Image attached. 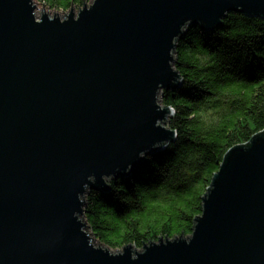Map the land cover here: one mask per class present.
<instances>
[{
	"label": "water",
	"instance_id": "obj_1",
	"mask_svg": "<svg viewBox=\"0 0 264 264\" xmlns=\"http://www.w3.org/2000/svg\"><path fill=\"white\" fill-rule=\"evenodd\" d=\"M34 1L0 0V264H264V131L227 152L188 235L113 250L82 220L89 189L174 140L159 95L186 26L264 0Z\"/></svg>",
	"mask_w": 264,
	"mask_h": 264
},
{
	"label": "trees",
	"instance_id": "obj_2",
	"mask_svg": "<svg viewBox=\"0 0 264 264\" xmlns=\"http://www.w3.org/2000/svg\"><path fill=\"white\" fill-rule=\"evenodd\" d=\"M39 1L67 11L88 0ZM174 55L182 82L161 94L174 140L86 196V220L112 249L190 234L227 152L264 131L263 16L230 12L213 30L190 23Z\"/></svg>",
	"mask_w": 264,
	"mask_h": 264
},
{
	"label": "rangeland",
	"instance_id": "obj_3",
	"mask_svg": "<svg viewBox=\"0 0 264 264\" xmlns=\"http://www.w3.org/2000/svg\"><path fill=\"white\" fill-rule=\"evenodd\" d=\"M34 4L35 5H37V4H40V5H42L43 7H44V12L45 13H47V14H49V15H51V14H53L54 12H56L57 11V13H59L60 15H62V14H64V12H67V11H63V10H60V9H56V8H52L51 6H49V5H46L45 3H43L42 1H39V0H35L34 1ZM73 7V11H75V12H77V10H78V7L79 6H72ZM35 13H36V15L37 16H40L41 15V11H39L38 9H37V7H35ZM174 58H175V55H174ZM161 94H162V91H161V93H160V95H159V99L161 100ZM173 115V110H170L169 112H167V115L165 116V119L163 120V124L165 125V126H168V121H169V118L171 117ZM127 174V173H126ZM126 174H124V175H126ZM111 178H109L108 180H106V181H109ZM103 189V188H102ZM90 190V189H89ZM88 190V191H89ZM97 190V189H96ZM88 193V192H87ZM87 193L84 195V200H85V205H86V196H87ZM85 205L82 207V209H83V215H82V220L84 221H86L87 222V220H86V217H85V213H84V209H85ZM87 224H88V222H87ZM87 231L88 232H91L92 233V236H93V238L95 239V243H96V241H98V239H97V237L95 236V234L93 233V231H92V229H91V227H90V225L88 224V229H87ZM157 240V239H156ZM147 242H145L144 244H146ZM143 244V245H144ZM143 245L141 246V247H137L136 245H135V247H134V249H132L133 251H140L142 248H143ZM122 248V247H121ZM121 248H114L113 250H117V249H121Z\"/></svg>",
	"mask_w": 264,
	"mask_h": 264
},
{
	"label": "bare ground",
	"instance_id": "obj_4",
	"mask_svg": "<svg viewBox=\"0 0 264 264\" xmlns=\"http://www.w3.org/2000/svg\"><path fill=\"white\" fill-rule=\"evenodd\" d=\"M36 7H37V9H38L39 11H41L42 8H43V10H44V7H43L42 5H40V4H37Z\"/></svg>",
	"mask_w": 264,
	"mask_h": 264
}]
</instances>
